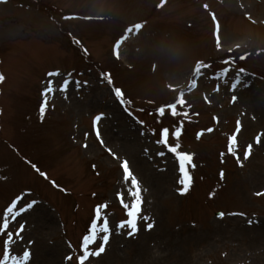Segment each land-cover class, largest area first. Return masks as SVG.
<instances>
[{"label": "rangeland", "instance_id": "rangeland-1", "mask_svg": "<svg viewBox=\"0 0 264 264\" xmlns=\"http://www.w3.org/2000/svg\"><path fill=\"white\" fill-rule=\"evenodd\" d=\"M0 76V221L36 202L15 264H80L97 209L109 240L84 264H264V0H0Z\"/></svg>", "mask_w": 264, "mask_h": 264}, {"label": "snow or ice", "instance_id": "snow-or-ice-1", "mask_svg": "<svg viewBox=\"0 0 264 264\" xmlns=\"http://www.w3.org/2000/svg\"><path fill=\"white\" fill-rule=\"evenodd\" d=\"M118 55V52H117ZM49 75H58V73H50ZM102 74V78H103ZM4 78L3 76H0V81H2ZM70 83V81H65L63 87L61 88V90H66L67 84ZM109 83H111V79H110V74H109ZM77 87H79V82H77ZM54 89L51 86V82H49L48 87L46 88L45 92L42 93V95H47L48 93L53 92ZM115 95L118 97L119 102L124 105L127 102L124 100V94L122 92V90L120 89H115ZM47 106V101H44V104L41 106L40 108V112L41 115H43L44 111H45V107ZM171 114L173 116H178L181 115V113L177 112L176 110V105H171ZM158 114L163 117L165 115V108L161 107L158 110ZM184 115H186V113H184ZM100 117L97 116L96 120H99ZM237 131H239V122H238V129ZM174 135L178 138L180 135V131L179 129H177V131L174 133ZM169 131L167 128L162 129L161 134H160V140L158 141V143L163 144L169 152L171 153H175L177 159L179 160V170L181 173H183V178L180 180V184H182L183 187V191H187L189 183H190V177L188 172L185 170L186 164H189L192 160V157L189 154L186 153H181L178 151L179 148V144H177L176 146H171L169 144ZM256 142L260 143V137L257 136L256 137ZM251 145L248 146L247 150L244 153V159H247L248 156L250 155L251 152ZM236 136L233 135L231 137L230 140V147L228 149V151L232 154V155H237L236 151ZM111 151V150H109ZM160 155H164L163 152L159 153ZM237 159H239V157L237 156ZM123 171L125 173L124 179L126 181H130L132 188L134 190H130L129 195L132 198V203L131 205H129L128 203H124V208L127 209V217L128 219L125 220L124 222H121L119 225H117V227L123 229L125 227H128L131 229V232H129V235L134 234L137 230H138V225H137V219L138 216L141 212V203H142V197H141V191H140V187H139V183L136 179V177L133 175V173L129 170V164L127 161L123 162ZM221 177H223V173H221ZM260 193H258L259 195ZM122 202H123V194H122ZM35 201H32L31 203H28L26 206H20L18 207L17 202H13L12 205L10 207H8L6 209V214L3 216L2 221H0V235H4L6 236V240L4 241L6 247H5V252H4V258L2 261H0V264H8V260L11 258L14 261L15 264V258L11 256V249L9 247H7L8 245H11L14 243L13 240V236L15 235L16 237H19L22 239L21 234L24 231L25 226L23 224H19V227H16V224L18 223L17 218L20 217L22 215V213H25L27 211H29L32 207L33 204H35ZM221 217L224 215L223 213L220 214ZM99 219H100V215H99V209H97V221L93 222L91 224V229L89 231L88 235H85L83 237V254L79 257V261L80 264H84V262L89 258L90 255H99L100 253H102L104 251V245L107 244L108 240H109V224L107 219L104 220L102 226L99 225ZM142 219L144 221H149L150 218L147 216L142 217ZM10 220L12 222V224L10 225ZM154 227V225L152 223H148L147 224V229L151 230V228ZM10 228L12 230H10ZM99 233H104V235L102 237H100V246L98 247V249H96L95 251H89V246L92 244L96 243L97 237ZM25 259L29 258V252L25 251L23 253ZM69 261H71L72 257L68 256L66 257Z\"/></svg>", "mask_w": 264, "mask_h": 264}]
</instances>
